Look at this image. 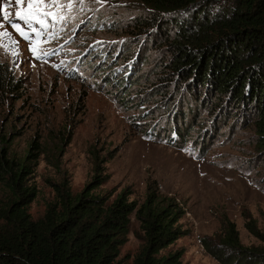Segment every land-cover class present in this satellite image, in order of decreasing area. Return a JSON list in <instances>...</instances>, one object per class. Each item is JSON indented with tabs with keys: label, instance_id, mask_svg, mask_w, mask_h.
Instances as JSON below:
<instances>
[{
	"label": "trees",
	"instance_id": "obj_1",
	"mask_svg": "<svg viewBox=\"0 0 264 264\" xmlns=\"http://www.w3.org/2000/svg\"><path fill=\"white\" fill-rule=\"evenodd\" d=\"M132 1L133 16L120 26L130 40L119 45L120 57L110 69H100L115 94L125 92L119 100L125 102L136 88L151 93L143 104L156 99L166 120L154 123L147 135L175 147L191 141L205 152L227 126L231 137L243 133L246 138L237 142L250 154L247 164L263 172L264 0ZM134 47H140L136 58ZM156 61L153 72L143 75ZM13 81L7 68L0 69L4 89ZM11 142L0 139V184L7 195L0 204V264H124L121 248L134 213L145 234L134 263L181 264L182 250L162 254L185 234L179 223L185 211L174 198L150 186L141 204L130 201L129 191L110 201L95 192L106 176L104 159L93 153L95 174L86 187L75 194L68 182L61 183L55 202L34 219L29 208L38 189L31 178L41 147L33 140L25 155H17ZM225 223L216 243L204 241L209 252L222 264H264V231L248 223L262 244L245 246L236 224Z\"/></svg>",
	"mask_w": 264,
	"mask_h": 264
},
{
	"label": "rangeland",
	"instance_id": "obj_2",
	"mask_svg": "<svg viewBox=\"0 0 264 264\" xmlns=\"http://www.w3.org/2000/svg\"><path fill=\"white\" fill-rule=\"evenodd\" d=\"M61 2H71L72 7L56 9L64 16L63 21L49 18V24L55 26L47 32L55 36L39 38V59L30 51V41L3 21L0 13V33H9L0 36V69L7 68L14 77L11 88L4 89L0 82V139L11 138V149L17 155H25L33 140L41 147L31 178L38 189L29 208L32 217L44 215L55 202L61 183L68 182L75 194L81 192L93 179V153H98L99 160L104 159L106 180L96 193L112 201L129 191L130 201L141 204L153 186L174 198L185 211L179 222L184 236L162 254L182 250L181 264H222L204 241L216 243L225 232L226 220L236 224L245 246L262 244L250 232L248 223L264 231V171L256 173L248 165L246 157L250 154L237 142V137L246 138L244 134L231 137L227 126L225 134L214 139L205 152L191 141L175 147L148 136L154 123L166 120L165 108L156 99L143 104L152 94L140 88L126 94L127 100L122 102L119 99L125 92L115 94L100 72L101 67L108 70L116 63L119 45L130 40L120 26L133 16L136 4L132 0ZM7 3L0 0V8ZM20 7L13 0L7 11L14 23L28 31L23 21L15 19ZM31 35L35 40V34ZM139 48L134 47V58ZM45 52L48 55H43ZM111 53L115 56L107 64ZM155 56L150 59L157 60ZM156 65L157 61L143 75L152 73ZM121 73L120 69L117 76ZM139 93L145 94L138 99ZM6 198L0 184V204ZM144 243L145 234L134 213L121 248L124 264H135Z\"/></svg>",
	"mask_w": 264,
	"mask_h": 264
},
{
	"label": "snow or ice",
	"instance_id": "obj_3",
	"mask_svg": "<svg viewBox=\"0 0 264 264\" xmlns=\"http://www.w3.org/2000/svg\"><path fill=\"white\" fill-rule=\"evenodd\" d=\"M15 5L21 6L20 10L16 11L14 16L15 19L23 21L27 26L28 31H25L24 28L21 27L20 24L14 23L11 19V14L7 11L9 7L12 6L13 0H8V3L0 8V13H2L3 21L10 24V26L17 32L19 35L25 39L30 41V51H32L33 55L36 56L37 59L40 58V53L38 51L37 45L39 44V38L44 36L45 34L54 37V33H48L47 30L49 27H54L55 25L49 24V18L52 21H63L64 16L60 15L56 9H63L64 7L71 8L72 4L69 2L67 5H64L61 0H14ZM26 3V7H23ZM38 25L39 27H34L33 25ZM3 25L0 24V27ZM32 33L35 34L36 39H32ZM9 33L7 31L0 33V36H8ZM15 43V41H14ZM18 53L13 52V55H17ZM43 55H48L47 52L43 53Z\"/></svg>",
	"mask_w": 264,
	"mask_h": 264
}]
</instances>
